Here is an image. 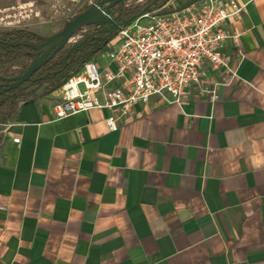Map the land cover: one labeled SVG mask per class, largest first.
<instances>
[{
	"label": "crops",
	"instance_id": "0c3cea01",
	"mask_svg": "<svg viewBox=\"0 0 264 264\" xmlns=\"http://www.w3.org/2000/svg\"><path fill=\"white\" fill-rule=\"evenodd\" d=\"M241 1L217 101L153 97L111 130L110 109L57 117L37 91L0 126V264H264V0Z\"/></svg>",
	"mask_w": 264,
	"mask_h": 264
},
{
	"label": "built area",
	"instance_id": "2783aa9c",
	"mask_svg": "<svg viewBox=\"0 0 264 264\" xmlns=\"http://www.w3.org/2000/svg\"><path fill=\"white\" fill-rule=\"evenodd\" d=\"M174 2L141 11L121 28L116 42H109L100 55L63 83L56 90L57 117L107 108L112 111L107 124L117 130L119 121L153 97L181 102L197 86L211 102L217 101L223 83L209 84L208 73L223 70L230 79L238 76V67L231 64L226 47L229 42L240 47L245 32L237 23L248 4L241 0H197L167 9ZM94 29L83 28L70 45ZM102 57L108 65L101 63ZM238 58L243 60L241 52Z\"/></svg>",
	"mask_w": 264,
	"mask_h": 264
},
{
	"label": "trees",
	"instance_id": "16d2710c",
	"mask_svg": "<svg viewBox=\"0 0 264 264\" xmlns=\"http://www.w3.org/2000/svg\"><path fill=\"white\" fill-rule=\"evenodd\" d=\"M34 1L40 6L47 0H22ZM169 0H147L144 4L129 5L128 1L112 8L111 18L113 23L101 24L96 29L86 33L83 38L91 36L86 43L72 52L69 47L59 51L51 61L37 71L30 80L18 88L0 87V126L13 121L22 106L32 102L38 89L44 87L42 95L49 94L62 86L73 74L77 73L84 64L95 56L100 55L109 44L114 33L125 26L131 19L144 9H159L160 5ZM197 0H175L167 9L181 8ZM86 2V3H84ZM84 5H81L83 4ZM110 0H84L76 5L68 18L60 21L56 32L63 30L67 23L77 15L84 12L93 4H100L107 8ZM44 14L49 17L46 11ZM47 37L27 27L13 29H0V77L13 78L25 73L32 61L37 56V50L30 44H41ZM18 43V45H13ZM1 83H8L1 81ZM12 84V82H10Z\"/></svg>",
	"mask_w": 264,
	"mask_h": 264
},
{
	"label": "water",
	"instance_id": "95a60500",
	"mask_svg": "<svg viewBox=\"0 0 264 264\" xmlns=\"http://www.w3.org/2000/svg\"><path fill=\"white\" fill-rule=\"evenodd\" d=\"M125 1L128 0H110L106 9L100 4H93L74 19L70 20L63 30L55 32L47 37L41 44H30L29 46L37 50L36 58L32 61L24 74L9 79L0 77V87L6 86L5 89H7V87H20L30 80L45 64L51 61L62 49L69 47V51L72 52L76 48L82 46L91 36L80 39L72 45H70V40L85 27L113 23V19L111 18L112 8ZM120 30L121 28L113 34L112 38L117 36ZM13 45H18V43H14ZM1 81H7L8 83H1ZM10 82H12V84H10Z\"/></svg>",
	"mask_w": 264,
	"mask_h": 264
},
{
	"label": "rangeland",
	"instance_id": "374dc122",
	"mask_svg": "<svg viewBox=\"0 0 264 264\" xmlns=\"http://www.w3.org/2000/svg\"><path fill=\"white\" fill-rule=\"evenodd\" d=\"M147 0H128L129 5H138L144 4ZM56 2V1H54ZM54 2L50 3L44 11L47 12L49 17L45 16V18H39L35 16V13L31 14L30 10H34L33 7L24 6V5H17L15 8L9 10L6 16H0V29H13V28H21L27 27L32 30H36L44 36H51L54 34L58 28L59 23L61 20L68 18L71 13L73 12L74 7L69 4H58L55 9H60V13L58 12H51L52 6L55 4ZM86 3V2H84ZM81 4V5H84ZM47 2L45 3V5ZM44 5V6H45ZM54 9V10H55ZM57 11V10H56ZM30 15V16H27ZM45 20H49L50 22L44 23ZM61 24V23H60ZM84 34V33H83ZM118 39V36L113 37L110 42L114 43ZM44 87L38 89V92H43Z\"/></svg>",
	"mask_w": 264,
	"mask_h": 264
},
{
	"label": "flooded vegetation",
	"instance_id": "af4514ba",
	"mask_svg": "<svg viewBox=\"0 0 264 264\" xmlns=\"http://www.w3.org/2000/svg\"><path fill=\"white\" fill-rule=\"evenodd\" d=\"M90 31H92V30H90Z\"/></svg>",
	"mask_w": 264,
	"mask_h": 264
}]
</instances>
